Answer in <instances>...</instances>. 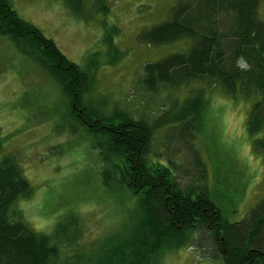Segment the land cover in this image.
Segmentation results:
<instances>
[{"label": "trees", "instance_id": "1", "mask_svg": "<svg viewBox=\"0 0 264 264\" xmlns=\"http://www.w3.org/2000/svg\"><path fill=\"white\" fill-rule=\"evenodd\" d=\"M67 3L75 15L85 18L80 0ZM260 5L261 0H177L166 20L140 32L139 39L151 46L186 42L182 50L143 65L139 85L144 90L181 91L185 96L180 105L176 99L160 107L167 106L163 116L177 108L171 117L150 121L119 104L109 111L107 102L94 107L89 96L96 73L90 66L71 61L53 39L19 15L11 0H0V36L55 80L67 100L68 130L96 151L103 185L115 189L124 204L125 198L133 200L132 208L124 207L127 217L121 226L95 240L86 253L90 244L82 242V222L73 212L81 232L64 225L50 233L36 230L18 206L33 195L34 187L16 158L4 152L0 133V264H160L195 233L206 234V243L225 264H264V198L244 219L230 222L205 182L183 187L174 163L152 150L160 127L179 125L180 133L200 129L212 102L206 93L212 96L220 89L252 103L247 135L264 162Z\"/></svg>", "mask_w": 264, "mask_h": 264}, {"label": "rangeland", "instance_id": "2", "mask_svg": "<svg viewBox=\"0 0 264 264\" xmlns=\"http://www.w3.org/2000/svg\"><path fill=\"white\" fill-rule=\"evenodd\" d=\"M11 1L19 15L53 39L71 61L85 68L89 65L96 73L89 96L94 107L107 102L109 111L119 104L150 121L178 111L172 107L163 116L167 106L160 107L176 99L180 105L183 92L164 89L149 93L139 85L145 63L186 46V42L151 46L139 39L145 27L168 18L177 0H80L85 18L73 13L69 0ZM71 1V5L77 4V0ZM259 12L264 21V0ZM54 81L7 37L0 36L4 152L16 158L34 187L33 195L20 200L18 206L36 230L47 233L58 225L81 232L71 216L75 213L84 230L82 242L90 244L83 250L86 253L95 247V240L121 226L127 217L124 207L132 208L133 200L125 198L124 204L115 189L103 185L96 151L85 138L68 130L67 100ZM206 97L212 102L200 129L180 133L179 125L160 127L152 150L163 161L174 163L183 187L205 182L228 220L239 221L264 198V162L253 151L246 130L252 103L220 89L212 96L207 92ZM209 240L206 234L195 233L180 249L169 251L160 264H225L206 243Z\"/></svg>", "mask_w": 264, "mask_h": 264}]
</instances>
